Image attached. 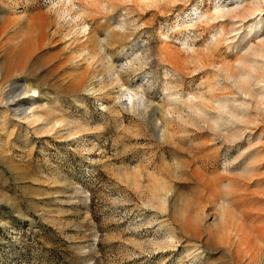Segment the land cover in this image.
<instances>
[{"label":"rangeland","instance_id":"rangeland-1","mask_svg":"<svg viewBox=\"0 0 264 264\" xmlns=\"http://www.w3.org/2000/svg\"><path fill=\"white\" fill-rule=\"evenodd\" d=\"M0 264H264V0H0Z\"/></svg>","mask_w":264,"mask_h":264},{"label":"bare ground","instance_id":"bare-ground-1","mask_svg":"<svg viewBox=\"0 0 264 264\" xmlns=\"http://www.w3.org/2000/svg\"><path fill=\"white\" fill-rule=\"evenodd\" d=\"M69 1V3L71 2V0H68ZM88 1V0H87Z\"/></svg>","mask_w":264,"mask_h":264}]
</instances>
